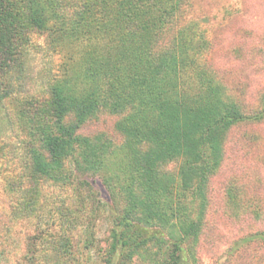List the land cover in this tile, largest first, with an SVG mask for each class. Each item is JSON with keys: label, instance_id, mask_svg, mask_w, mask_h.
Returning a JSON list of instances; mask_svg holds the SVG:
<instances>
[{"label": "trees", "instance_id": "obj_1", "mask_svg": "<svg viewBox=\"0 0 264 264\" xmlns=\"http://www.w3.org/2000/svg\"><path fill=\"white\" fill-rule=\"evenodd\" d=\"M197 2L0 0V160L15 134L13 214L36 220L15 264L196 262L228 137L264 121V99L247 114L227 93L210 61V30L201 28L213 25L198 16ZM41 53L64 56L62 72L37 76L31 56ZM39 80L44 90L36 94ZM104 113L120 117V145L80 133ZM51 184L76 196L47 215L42 194ZM100 216L109 242L95 250ZM256 241L264 232L237 245Z\"/></svg>", "mask_w": 264, "mask_h": 264}, {"label": "rangeland", "instance_id": "obj_2", "mask_svg": "<svg viewBox=\"0 0 264 264\" xmlns=\"http://www.w3.org/2000/svg\"><path fill=\"white\" fill-rule=\"evenodd\" d=\"M196 10L202 21L213 25L201 28L210 30V61L230 98L240 103L247 114L260 111L264 99V0H198ZM36 41L43 44V39ZM63 57L49 53L32 55L37 76L47 69L62 72ZM43 90L44 81L39 80L34 93ZM119 119L104 113L80 133L105 135L120 145L122 137L116 130ZM16 145L17 136L9 135L7 155L0 160V264H15L26 252L28 236L36 223L35 219L22 221L13 214L19 195L9 181L19 175L21 165ZM116 166L113 160L110 167L116 170ZM96 181L98 192L107 196L100 180ZM74 192L72 188L46 185L42 194L45 213H54L63 201L71 205ZM209 200L202 232L192 253L196 257L194 264H264V242L237 245L250 235L264 232V121L243 123L232 129L225 161L210 184ZM85 227L83 220L76 235L84 234ZM94 230L95 250L106 249L110 225L105 216L97 219ZM132 264L149 263L141 257Z\"/></svg>", "mask_w": 264, "mask_h": 264}]
</instances>
